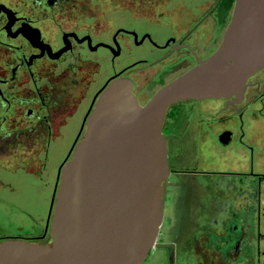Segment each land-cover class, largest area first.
<instances>
[{
	"label": "flooded vegetation",
	"instance_id": "1",
	"mask_svg": "<svg viewBox=\"0 0 264 264\" xmlns=\"http://www.w3.org/2000/svg\"><path fill=\"white\" fill-rule=\"evenodd\" d=\"M203 5L0 0V168L51 182L49 156L66 141L51 203L59 171L109 81L129 80L144 105L216 51L234 0ZM148 71L137 89V73ZM162 135L168 169L163 213L169 196L188 213L171 245H164L171 248L170 264H264V67L238 95L169 106ZM39 241L51 243L45 230Z\"/></svg>",
	"mask_w": 264,
	"mask_h": 264
},
{
	"label": "water",
	"instance_id": "2",
	"mask_svg": "<svg viewBox=\"0 0 264 264\" xmlns=\"http://www.w3.org/2000/svg\"><path fill=\"white\" fill-rule=\"evenodd\" d=\"M262 67L264 0H234L216 51L144 105L129 80L109 81L87 118L83 138L59 171L45 226L51 243L4 240L0 264H141L163 221L167 108L238 95Z\"/></svg>",
	"mask_w": 264,
	"mask_h": 264
},
{
	"label": "rangeland",
	"instance_id": "3",
	"mask_svg": "<svg viewBox=\"0 0 264 264\" xmlns=\"http://www.w3.org/2000/svg\"><path fill=\"white\" fill-rule=\"evenodd\" d=\"M182 1L188 4H204L202 8L205 9L213 0H206V3H203L205 0ZM178 7H181V5ZM162 35L164 33H160V36ZM151 73V71L143 73V75L137 73V89L145 84L148 77L152 75ZM147 97V93L142 91L140 100L144 101ZM66 143L65 141L61 149L56 148L54 153L49 156L46 173L48 178L53 179L51 182L50 180L37 179L26 173L27 171L0 168V242L14 239H24L32 242L44 234L56 167L62 160ZM17 161L21 163V158ZM180 211L179 202L173 201L170 196L167 197L163 213L164 221L160 229L161 235L141 264H170L171 248L164 245H171L179 227L178 223L179 225L182 224L183 218H186L188 214L180 213Z\"/></svg>",
	"mask_w": 264,
	"mask_h": 264
},
{
	"label": "trees",
	"instance_id": "4",
	"mask_svg": "<svg viewBox=\"0 0 264 264\" xmlns=\"http://www.w3.org/2000/svg\"><path fill=\"white\" fill-rule=\"evenodd\" d=\"M228 2H229V1H228ZM231 5H232L231 3H228L227 5H225L227 11L230 10V6H231ZM39 240H40V238L37 239V240H34V241H32V242H33V243H39V244H42Z\"/></svg>",
	"mask_w": 264,
	"mask_h": 264
}]
</instances>
